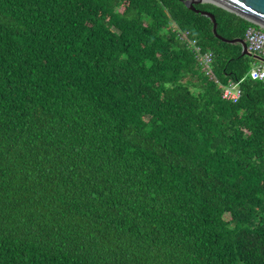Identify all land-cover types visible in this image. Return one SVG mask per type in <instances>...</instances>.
<instances>
[{
    "label": "trees",
    "instance_id": "trees-1",
    "mask_svg": "<svg viewBox=\"0 0 264 264\" xmlns=\"http://www.w3.org/2000/svg\"><path fill=\"white\" fill-rule=\"evenodd\" d=\"M255 61L180 0H0V264H264Z\"/></svg>",
    "mask_w": 264,
    "mask_h": 264
},
{
    "label": "built area",
    "instance_id": "built-area-1",
    "mask_svg": "<svg viewBox=\"0 0 264 264\" xmlns=\"http://www.w3.org/2000/svg\"><path fill=\"white\" fill-rule=\"evenodd\" d=\"M186 34H183L184 38H187ZM245 41L250 52L264 58V29L258 26H249L245 32ZM188 45L195 52L205 74L216 79L212 71L213 53L211 51L203 52L195 39H188ZM247 74L253 80H264V61L259 60L256 64H253ZM239 84L240 81H231L224 85L222 88L223 98L235 102L241 93Z\"/></svg>",
    "mask_w": 264,
    "mask_h": 264
},
{
    "label": "water",
    "instance_id": "water-1",
    "mask_svg": "<svg viewBox=\"0 0 264 264\" xmlns=\"http://www.w3.org/2000/svg\"><path fill=\"white\" fill-rule=\"evenodd\" d=\"M191 10L208 17L212 22V31L216 37L225 42L239 43L241 45V54L253 56L257 60L264 61L260 55L253 54L247 48L245 39L242 38H225L217 33V22L213 13L207 10L196 8L198 3H212L226 10L236 13L247 19L254 25L264 29V0H180Z\"/></svg>",
    "mask_w": 264,
    "mask_h": 264
},
{
    "label": "crops",
    "instance_id": "crops-1",
    "mask_svg": "<svg viewBox=\"0 0 264 264\" xmlns=\"http://www.w3.org/2000/svg\"><path fill=\"white\" fill-rule=\"evenodd\" d=\"M258 61H259V60L256 59L255 62L251 63V67H252L253 64H256V62H258ZM251 67H250V68H251ZM249 70H250V69H249Z\"/></svg>",
    "mask_w": 264,
    "mask_h": 264
},
{
    "label": "bare ground",
    "instance_id": "bare-ground-1",
    "mask_svg": "<svg viewBox=\"0 0 264 264\" xmlns=\"http://www.w3.org/2000/svg\"><path fill=\"white\" fill-rule=\"evenodd\" d=\"M257 63V62H256ZM239 81V80H238ZM223 92V91H222Z\"/></svg>",
    "mask_w": 264,
    "mask_h": 264
}]
</instances>
